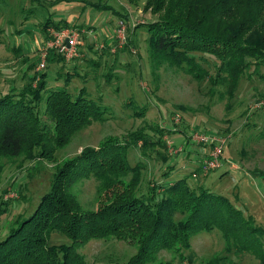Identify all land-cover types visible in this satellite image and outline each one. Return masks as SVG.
Returning <instances> with one entry per match:
<instances>
[{
    "label": "trees",
    "instance_id": "1",
    "mask_svg": "<svg viewBox=\"0 0 264 264\" xmlns=\"http://www.w3.org/2000/svg\"><path fill=\"white\" fill-rule=\"evenodd\" d=\"M59 2L95 10L111 8L108 0H51L46 7ZM119 9L112 13L126 18L127 13ZM142 9L154 18L135 25L133 33L145 26V47L155 66L167 63L197 81L207 78L212 87L224 86L222 93L227 97L245 70L264 66V0H145ZM47 16L38 24L40 34L47 37L41 50L44 61L57 67L54 79L59 77L62 83L48 85V74L40 71L44 65L33 70L41 51L38 61L29 64L19 78L0 80V169L2 160L17 157L53 162L56 151L74 134L107 119L108 107L100 98L88 97L84 87L74 96L66 91L77 70L74 65L62 69L63 55L45 44L53 32L75 23ZM81 26L74 29L92 30L97 36L93 27ZM82 38L90 36L80 33L83 42ZM133 115L142 116L143 111L133 109ZM163 132L155 125L108 135L57 162L33 208L12 214L0 224V264H90L78 249L92 239L106 238L135 247L122 264H191V235L212 229L220 232L226 250H244L264 264L259 241L264 228L225 196L202 187L193 189L185 177L167 181L171 163L160 168L145 189L139 185L141 166L139 162L131 166L127 154L135 149L138 156L162 154L160 158L166 160L165 152L159 150L165 146ZM86 179L95 181V208L83 207L74 191ZM10 204V198L1 200L0 195V220ZM53 232L69 242L50 243ZM161 250L170 251L172 260H158ZM203 264L238 263L213 255Z\"/></svg>",
    "mask_w": 264,
    "mask_h": 264
},
{
    "label": "rangeland",
    "instance_id": "2",
    "mask_svg": "<svg viewBox=\"0 0 264 264\" xmlns=\"http://www.w3.org/2000/svg\"><path fill=\"white\" fill-rule=\"evenodd\" d=\"M48 1L51 0H0V80L10 82L14 77L19 78L29 64L38 61L47 38L40 34L38 24L45 20V16L75 23L69 25L71 28L91 26L95 33L98 32L96 38L77 41L69 62L62 60V69L74 65L78 73L72 76L66 91L74 96L79 88L84 87L88 97L100 98L108 107L107 119L92 122L74 134L63 148L56 151L53 162H28L22 157L2 160L1 200L10 198L11 204L0 224L12 214L33 208L36 198L48 187L57 162L75 155L84 146L97 145L105 136H120L140 127L147 129L157 125L164 130L161 140L165 146L159 150L165 152L166 160L160 158L162 154L158 156L153 151L149 157L138 156L135 149L127 154L131 166L137 162L141 166V187L151 177L158 176L166 163H171L167 181L185 177L193 189L202 187L225 196L263 229L264 114L255 108V104L264 97V76H261L264 66H251L247 69L249 72L245 70L232 96L227 97L222 93L224 86L212 87L207 78L197 81L167 63L154 65L145 47V26L136 27L133 33L135 25L154 18L149 11L142 9L145 0H108L111 8L101 10L85 8L75 2H59L46 7ZM42 4L46 9L41 7ZM120 6L127 13L126 18L112 13V10H120ZM118 21L125 27L122 32L125 43L121 48L116 47L110 32ZM70 63L72 65H68ZM36 67L37 64L33 70ZM56 69L45 59L40 71L48 74V85H61L62 79H54ZM133 109H140L143 115H133ZM175 115L178 120L171 121ZM170 130L173 134L169 135ZM194 133L225 138L219 154L220 166L206 172L200 169L201 159L212 146L191 141L190 135ZM74 191L83 207L95 208L93 179L83 180ZM49 241L54 244L69 242L65 236L54 232ZM259 241L264 260V231ZM190 248L191 264H203L213 255L225 256L238 264H261L249 252L234 248L226 250L217 229L191 235ZM78 252L90 264H122L135 252V247L113 238L92 239ZM158 260H172L171 252L159 251Z\"/></svg>",
    "mask_w": 264,
    "mask_h": 264
},
{
    "label": "built area",
    "instance_id": "3",
    "mask_svg": "<svg viewBox=\"0 0 264 264\" xmlns=\"http://www.w3.org/2000/svg\"><path fill=\"white\" fill-rule=\"evenodd\" d=\"M124 30H125V27L121 21H118L116 25L113 26V28L111 29V34L113 35V38L115 39L116 47L118 45L121 48L125 43V40H123V36H122V32ZM80 33H86L91 38H96V35L93 33L92 30H83V29L77 30L74 28H66V29L60 30L59 32H53L52 40H48L45 46L55 47L57 51L63 55L65 60H68L72 57V54L74 53V45L76 44V42L77 41L81 42V40L79 39ZM44 54H45V51H43V53L42 51L40 52L41 60L39 61L37 68L43 67ZM255 108L264 114V97L260 102L255 104ZM170 120L177 121L178 116L175 115L173 119H170ZM190 139L191 141L195 143L206 144V145L212 146L208 154L205 157H203L200 161L199 166L203 172H206L209 169H213V168L220 166L221 162L219 161V154L221 153L222 147L225 143L224 137H221V136L211 137L210 135H207L204 133H194L190 135ZM167 143L172 147V144L170 142L167 141Z\"/></svg>",
    "mask_w": 264,
    "mask_h": 264
},
{
    "label": "crops",
    "instance_id": "4",
    "mask_svg": "<svg viewBox=\"0 0 264 264\" xmlns=\"http://www.w3.org/2000/svg\"><path fill=\"white\" fill-rule=\"evenodd\" d=\"M48 32V31H47ZM83 44V43H82Z\"/></svg>",
    "mask_w": 264,
    "mask_h": 264
}]
</instances>
